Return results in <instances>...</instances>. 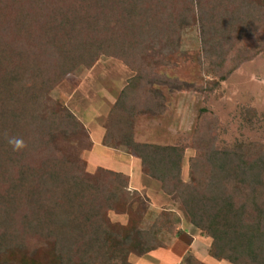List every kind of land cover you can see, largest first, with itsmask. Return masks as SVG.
<instances>
[{
    "label": "trees",
    "instance_id": "obj_1",
    "mask_svg": "<svg viewBox=\"0 0 264 264\" xmlns=\"http://www.w3.org/2000/svg\"><path fill=\"white\" fill-rule=\"evenodd\" d=\"M197 21L205 70L215 78L210 91L264 51V40L244 41L264 21V0H0V264H13L8 255L28 258L43 248L50 253L46 264H134L132 255L162 246L158 234L169 211L163 209L149 230L141 228L145 209H135L142 199L130 189L128 174L99 166L93 177L53 146L57 132L87 129L71 110L48 111L46 93L66 74L108 54L137 72L112 112L146 109L161 96L157 84L167 81L156 63L141 62L143 45L154 44L162 55L174 52L183 23ZM233 53L237 64L229 68ZM201 111L189 180L182 177L187 145L138 142L123 117L107 126L104 141L117 137L129 145L144 173L180 199L192 223L212 238L211 257L264 264V145H219L210 110ZM254 117L250 125L264 120V114ZM11 137L26 147L13 150ZM113 210L127 213L128 223L112 221ZM193 264L206 263L195 258Z\"/></svg>",
    "mask_w": 264,
    "mask_h": 264
},
{
    "label": "rangeland",
    "instance_id": "obj_2",
    "mask_svg": "<svg viewBox=\"0 0 264 264\" xmlns=\"http://www.w3.org/2000/svg\"><path fill=\"white\" fill-rule=\"evenodd\" d=\"M263 23H259L261 27L254 36L245 37L248 46L264 40ZM199 24V21L195 24L183 23L178 39L179 49L174 52L162 55L154 44L148 42L143 45V52L139 55L141 62L146 58L145 63H156L155 71L167 82L157 84L161 96L157 99L153 97L151 106L146 109H141L144 107L142 105L136 106L133 114H129L131 106H128L129 111L125 115L112 112L122 91L137 74L122 58L101 54L92 67L81 66L78 71L63 76L47 91L45 108L51 112L63 109L73 111L85 125L87 133L59 131L53 137V146L72 161L84 165L87 173L94 177L99 166L114 168L109 158L126 160L125 157L136 155L129 145L117 137L108 144L103 140V146H99L97 143L100 141L95 140L86 121L95 119L107 128L123 117L130 122L133 137L138 142L187 145L182 161V177L189 180V161L196 154L192 139L199 127L204 107L210 110L207 113L208 120L217 126L219 145L238 141H257L264 145V120L260 119L256 123L253 119V125L247 122L255 113L260 118L264 114V51L244 60L219 87L210 91L209 80L214 77L205 70V52ZM235 56V53L228 55L229 68L237 64ZM141 110L145 112L132 116ZM259 117L254 118L256 120ZM143 185L147 192H139L142 200L135 204V209H145L139 226L149 230L160 216L162 210L149 213L151 198L148 194L155 198L152 193H158L162 197L159 198V205L169 211L163 219L164 227L158 234L162 244L160 248L173 247L179 256L184 254L176 264H193L195 258L206 264H232L210 256L212 238L192 223L180 199L166 194L159 180L144 173ZM128 217L127 213L116 210L109 213L112 221L125 225L129 221ZM179 240L181 242L177 245ZM48 251V248H43L28 255V258L20 253L7 257L13 259V264H46L50 258ZM134 257H130L131 262L138 264ZM162 258L161 255L156 256L154 264H162Z\"/></svg>",
    "mask_w": 264,
    "mask_h": 264
},
{
    "label": "crops",
    "instance_id": "obj_3",
    "mask_svg": "<svg viewBox=\"0 0 264 264\" xmlns=\"http://www.w3.org/2000/svg\"><path fill=\"white\" fill-rule=\"evenodd\" d=\"M86 122H87L86 123L87 128H89L92 134L95 135L94 136L95 140L100 141V143H97V144H99V146H103L101 141L104 140L106 128L104 126H101L100 123L95 119H92ZM125 158L126 160H121L118 158H115V159L109 158L108 161L110 160V163L114 165V168H111V169L124 172L130 176L131 178L130 189L131 190L133 191L137 190L139 192H143V191L147 192L146 190L147 188L143 187L144 186L143 185L144 172L142 168V163H140L141 159L134 155H131L130 157H125ZM152 195L155 196V198L157 197V199L151 197V195L148 194V196H150L151 198L149 213L154 214L155 212L161 211L163 209H167V208H161V206L158 203L159 198L160 199L162 198L161 195H159L156 192H153ZM180 242L181 240L177 241L176 244L179 245L178 243ZM160 255L163 256L162 259H164L162 264H172V263L176 264L179 258H182L184 256V254L179 256L177 254V250L174 249L173 247L171 249H168V248L155 249L141 257L136 256V255H133V256H135L134 260H137L138 264H142V262L143 264H154V262L156 263L155 257L160 256ZM138 257L140 258L138 259Z\"/></svg>",
    "mask_w": 264,
    "mask_h": 264
},
{
    "label": "clouds",
    "instance_id": "obj_4",
    "mask_svg": "<svg viewBox=\"0 0 264 264\" xmlns=\"http://www.w3.org/2000/svg\"><path fill=\"white\" fill-rule=\"evenodd\" d=\"M8 142L12 145L13 150L15 151L22 150L26 147L25 141L19 137H11Z\"/></svg>",
    "mask_w": 264,
    "mask_h": 264
}]
</instances>
